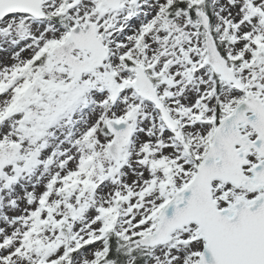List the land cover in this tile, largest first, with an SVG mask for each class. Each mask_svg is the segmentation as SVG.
<instances>
[{"label": "snow or ice", "instance_id": "6c2138e0", "mask_svg": "<svg viewBox=\"0 0 264 264\" xmlns=\"http://www.w3.org/2000/svg\"><path fill=\"white\" fill-rule=\"evenodd\" d=\"M0 264H264V0H0Z\"/></svg>", "mask_w": 264, "mask_h": 264}]
</instances>
